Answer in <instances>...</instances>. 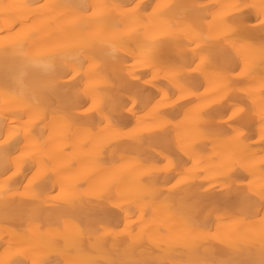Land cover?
<instances>
[{"label":"snow or ice","instance_id":"1","mask_svg":"<svg viewBox=\"0 0 264 264\" xmlns=\"http://www.w3.org/2000/svg\"><path fill=\"white\" fill-rule=\"evenodd\" d=\"M26 13L0 40V264H264V0L0 5ZM59 141L111 179L71 183Z\"/></svg>","mask_w":264,"mask_h":264},{"label":"bare ground","instance_id":"2","mask_svg":"<svg viewBox=\"0 0 264 264\" xmlns=\"http://www.w3.org/2000/svg\"><path fill=\"white\" fill-rule=\"evenodd\" d=\"M34 0H0V5L3 4H12V5H24L33 3ZM42 3H58L60 0H41ZM93 3H103L105 0H91ZM112 2H118V0H112ZM146 4H155V3H177L179 0H144ZM202 3H207L209 0H200ZM218 3H227L229 0H216ZM31 13H26L23 17H19L18 19H23L25 23L16 24L14 27V21L12 17H7L0 14V40L9 39V40H23L26 38L31 32L38 30L43 24L47 21V17L38 18L35 20H29L28 15ZM12 27L13 30L11 32L7 31L8 28ZM51 29H49L50 31ZM175 116H179V110L173 113ZM196 120V116H190L185 122L184 125L181 126L180 134L187 137L188 140H196L198 139L196 129L193 124ZM128 125L132 123L131 120L126 121ZM53 131V134L56 136H63V129L57 127ZM252 135V132L249 133ZM64 144H72L73 147L69 149L68 152L64 153L63 157L58 161L61 167H68L70 171L67 174L68 180L75 183H84L86 180L88 184L85 187H93L98 188L101 187L105 182L111 179V173L106 171L105 169L108 167L103 162H97L93 158L92 149H81L78 146L77 141H59L58 144L54 147H59ZM117 154L123 146L116 145ZM211 148V146H209ZM209 159L208 163L202 165L201 167H210L212 165V161L210 159L212 153L208 152L205 154ZM75 163V167H71V165ZM243 178L244 174L239 173ZM4 209L0 207V223L7 222L10 225L19 227V221L15 216L10 217L7 221L4 220L3 217ZM170 214L167 211L162 210L161 214L157 217V223H163ZM234 227H242V225H234L231 221H224L221 224L222 231L231 230ZM57 246L62 244V241L55 242ZM0 247H3V242L0 241ZM84 247L87 248V240L84 241ZM45 251H48L47 249ZM14 264H31L30 259L27 256L18 257L15 259ZM46 264H64V258L59 255L56 248H52L49 250V255L46 257Z\"/></svg>","mask_w":264,"mask_h":264}]
</instances>
